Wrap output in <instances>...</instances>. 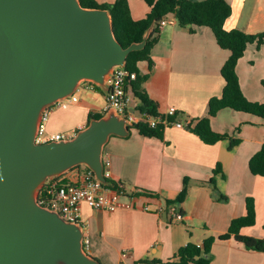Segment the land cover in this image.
I'll return each instance as SVG.
<instances>
[{"label": "crops", "instance_id": "obj_1", "mask_svg": "<svg viewBox=\"0 0 264 264\" xmlns=\"http://www.w3.org/2000/svg\"><path fill=\"white\" fill-rule=\"evenodd\" d=\"M225 1L231 7L224 22L226 29L247 34L264 31V0ZM127 3L134 20L145 17L150 10L144 0ZM192 29L180 28L176 22L163 26L151 49V63L137 64L139 73L147 75L144 87L156 103L157 112L163 116L174 107L178 113L174 121L182 128L165 126L161 139L132 129L126 137L110 136L103 146L102 159L109 162L106 176L122 182L128 191L151 194H124L122 201L127 206L112 212L81 205L80 223L88 238L86 252L100 264H166L177 260L179 248L188 242L199 245L207 236L215 237L210 264H264V252L248 250L233 238H217L227 231L232 219L244 215L245 199L252 197L255 221L241 233L264 239V176L253 175L248 167L249 159L264 143V120L231 108H222L210 117L214 132L239 139L232 148L228 139L206 144L190 131L187 124L208 117L209 99L221 95L224 79L220 70L230 54L217 45L210 28ZM236 74L244 96L264 103V43L258 49L255 43L247 46L236 64ZM86 88L89 91L82 94L83 98L77 97L75 103L50 108L44 123L47 134L72 132L85 126L88 114L106 112L105 93ZM99 93L104 102L97 97ZM126 97L127 110L138 115L129 87ZM217 163L222 174L214 173ZM80 177V169H72L56 182L74 183ZM210 178L225 201L213 199L206 183ZM184 182L186 196L177 206L183 216L181 221L169 222L165 199H174Z\"/></svg>", "mask_w": 264, "mask_h": 264}, {"label": "water", "instance_id": "obj_2", "mask_svg": "<svg viewBox=\"0 0 264 264\" xmlns=\"http://www.w3.org/2000/svg\"><path fill=\"white\" fill-rule=\"evenodd\" d=\"M150 30L123 48L107 9L0 0V264H100L83 247L82 226L37 196L48 179L77 165L106 184L103 146L110 136H128L132 123L107 109L72 138L36 143L35 136L42 112L81 82L107 93L113 69L145 46Z\"/></svg>", "mask_w": 264, "mask_h": 264}, {"label": "trees", "instance_id": "obj_3", "mask_svg": "<svg viewBox=\"0 0 264 264\" xmlns=\"http://www.w3.org/2000/svg\"><path fill=\"white\" fill-rule=\"evenodd\" d=\"M150 7V10L145 17L134 20L131 17L127 0H114L112 4H97L94 0H79L81 6L86 8H101L109 11L112 28L115 38L122 45L123 48L127 47L130 43L140 42L143 33L150 27V33L146 40L145 46L140 50L131 51L126 56L125 68L135 73V78L130 81L129 88L132 91L133 97L137 102V109L142 113V117L132 123L129 127L130 130L134 129L139 134L146 137H156L161 139L163 134V124L159 121L154 126H149L144 118L151 116L154 118H162L156 110V103L149 98L144 87L147 75L141 74L138 71L137 64L139 62L151 63L150 53L154 44L157 42V36L160 31L159 22L163 18L173 16L175 22L180 28H188L192 31V26H206L211 29L217 45L230 52L228 58L223 63L220 73L224 79V86L222 93L219 97L215 96L209 99L208 102V117L197 119L195 124L192 125L191 121L187 127L191 132L196 134L201 141L206 144H214L218 141L228 139L229 147L232 148L239 143V139L232 138L227 134H220L214 132L210 127V117H213L222 108H231L235 111L246 112L256 115L264 120V103L258 101L248 100L241 88L236 74V64L243 56L247 46L255 43L258 49L264 43V31L247 34L238 29H226L224 22L231 13V7L225 0H144ZM87 87H91L98 92H102L99 86L92 82H85ZM263 92H264V84ZM105 114V110L88 114L86 124L92 118H99ZM178 113L168 116L169 122L176 120ZM248 167L250 172L256 176H264V143L260 149L249 159ZM72 169H80L82 174H89L94 178L93 172L85 165H77ZM214 173H221V165L217 163L214 168ZM106 184L104 187L111 190L121 191L124 194L140 195L151 194L148 191H128L126 186L119 181L111 180L106 176L104 169ZM53 177L48 179L44 185L39 189L38 198L45 195V188L48 183L56 182L58 178L63 176ZM186 182V181H185ZM183 183L182 189L174 199H165V212L168 213L170 208L180 216V221L183 216L182 209L177 208L186 196V183ZM212 191V197L217 201H225L226 197L218 191L215 186L214 179L210 178L206 182ZM59 184H67L62 182ZM177 210H176V209ZM169 222L172 221L170 215ZM255 221V208L252 197L245 199V213L244 215L231 220L228 229L225 233L217 236L220 240L233 238L235 241L240 242L246 249L264 252V239L244 235L241 229L252 226ZM215 240L213 236H207L198 245L188 242L186 245L178 249L175 254L176 261L165 262L166 264H210L211 255L210 249L212 242ZM86 251V250H85ZM147 263H159V260L146 261Z\"/></svg>", "mask_w": 264, "mask_h": 264}, {"label": "built area", "instance_id": "obj_4", "mask_svg": "<svg viewBox=\"0 0 264 264\" xmlns=\"http://www.w3.org/2000/svg\"><path fill=\"white\" fill-rule=\"evenodd\" d=\"M174 22L175 18L173 16H169L167 18L161 19L158 27L161 29L163 26ZM134 78L135 73L127 70L125 67L114 68L108 78L109 87L107 93H105L106 109H114L119 115L125 117L131 123L137 122L142 117V115L141 117H137L135 114L127 110L126 90L129 87L130 81ZM76 101L77 97L74 95V93H72L63 99L58 100L56 103L47 107L42 112L39 128L35 136L36 143L69 139L72 138L78 130L85 127H78L69 133L47 134L45 132L44 123L47 119L50 108L53 106L65 107L68 104L75 103ZM175 113L176 109L174 107H169L162 118L146 116L144 121L151 127L160 121L164 127L168 125H174L178 128H182V124L180 122H169L167 120L168 116H172ZM108 164L109 162L107 160L103 161L104 169ZM45 195H48L49 198L46 196H41L38 198L37 196V200L40 205L57 211L66 221L78 223L80 225V208L82 204H86L93 209H101L109 212H112L117 208L127 206L122 201L124 193L104 187L99 180H97L95 177L91 178L87 173H81L80 179L74 183H48L45 188ZM169 213L172 217V221L180 220V216L173 208L170 209ZM82 244L86 250L88 246V238L84 231Z\"/></svg>", "mask_w": 264, "mask_h": 264}, {"label": "rangeland", "instance_id": "obj_5", "mask_svg": "<svg viewBox=\"0 0 264 264\" xmlns=\"http://www.w3.org/2000/svg\"><path fill=\"white\" fill-rule=\"evenodd\" d=\"M86 86H87V84L85 82H81L80 85L73 92L74 95L78 98L79 97L83 98L84 96L82 94L87 93L89 91V89H87ZM91 92H93V91H91ZM97 97L101 98L102 99L101 101L104 102V99L102 98V94H100V93L97 94Z\"/></svg>", "mask_w": 264, "mask_h": 264}]
</instances>
